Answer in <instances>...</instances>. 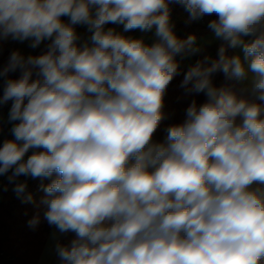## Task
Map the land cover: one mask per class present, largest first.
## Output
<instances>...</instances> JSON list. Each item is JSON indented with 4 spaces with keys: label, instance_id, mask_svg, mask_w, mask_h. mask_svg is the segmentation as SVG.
I'll return each mask as SVG.
<instances>
[{
    "label": "clouds",
    "instance_id": "obj_1",
    "mask_svg": "<svg viewBox=\"0 0 264 264\" xmlns=\"http://www.w3.org/2000/svg\"><path fill=\"white\" fill-rule=\"evenodd\" d=\"M170 3L190 20L215 16L207 26L225 43L209 66L184 74L182 86L206 101L154 143L175 57L200 51L194 36L174 34ZM109 23L156 26L159 39L148 45ZM75 25L88 26L90 43L77 44ZM8 37L33 48L51 41L39 56L13 52L0 69L22 73L0 96L15 122L0 175L11 170L19 197L18 177L55 174L40 204L49 225L75 234L55 245L60 264H264V0H0ZM217 72L234 83L215 87ZM29 149L43 151L25 160Z\"/></svg>",
    "mask_w": 264,
    "mask_h": 264
},
{
    "label": "trees",
    "instance_id": "obj_2",
    "mask_svg": "<svg viewBox=\"0 0 264 264\" xmlns=\"http://www.w3.org/2000/svg\"><path fill=\"white\" fill-rule=\"evenodd\" d=\"M215 16H205L200 20H190L189 14L177 3L169 4V23L172 26L174 34L181 40H186L189 36L195 39L211 31L208 28L210 20ZM250 38V37H249ZM50 40L37 49L32 56H39L47 51ZM223 40L219 42L205 44L200 47V51L193 55L190 63L184 60V54L176 55L175 60L179 64V74L169 84L163 97V118L154 133L153 142L159 143L167 135V129L174 124L182 123L186 118V109L195 101L197 106L203 104L207 97L204 93H190L186 87L182 86L184 74L189 68L202 62L203 67L210 65L212 60L218 58V49L224 44ZM13 52H19L17 47L11 43H5L0 40V69H3L9 61ZM20 53V52H19ZM227 55L232 56L231 48L227 49ZM205 58H208L205 60ZM21 70L10 72L6 77H0V96L3 95L5 83L8 79H19ZM35 73L33 79H35ZM215 87L233 84L228 81L223 72L214 73L211 77ZM190 87V85H189ZM237 88L240 85H236ZM12 101L0 105V146L5 140L14 139L11 128L8 125L7 116L12 106ZM34 151H43V149H30ZM26 160V159H25ZM11 170L0 175V192L2 199L0 201V264H40V259L49 236L51 225L44 219V207L40 201L45 193L42 186H46L56 178L32 179L31 177L20 176L17 182L26 183V191L21 195L13 191L14 184L9 183L8 177ZM31 196V201L27 197ZM39 215L40 223L31 228L28 221L34 216Z\"/></svg>",
    "mask_w": 264,
    "mask_h": 264
},
{
    "label": "rangeland",
    "instance_id": "obj_3",
    "mask_svg": "<svg viewBox=\"0 0 264 264\" xmlns=\"http://www.w3.org/2000/svg\"><path fill=\"white\" fill-rule=\"evenodd\" d=\"M74 28H75V31L77 32L78 36H79V40L77 41L78 45H82L86 41L90 43V37H91L92 33L88 30L87 25H75ZM108 28L114 29L117 33L122 34L125 37H131V38H135V39H141L142 38L144 40V42L148 45H151V44L157 42L159 39L156 35V26H153L152 29L148 30V31H141L140 29H133V30L125 31L123 24L109 23V24L105 25V30H107ZM245 39L247 40L250 38L245 37ZM220 40L221 39H218L214 36V34L211 30V31L205 33L204 35L196 38L195 43H196V46H198L200 48L205 44H211V43L219 42ZM2 41L5 43L14 44L17 47V49L19 50L20 54L22 56H24L25 58H27L28 56H32L34 54V52L37 49L41 48L45 44V42L48 40L42 41L40 43V45L35 47V48L31 47V44H32L31 39L20 41V40H14L11 37H8L6 39H2ZM231 50L233 52V55H240L241 58L243 57L242 48H235V49L231 48ZM193 55L194 54H189L186 52L184 54L185 62L190 63V61L193 58ZM245 83H247V81ZM8 115H9V113H8ZM7 121H8L9 127L12 128L13 123H15V122H9L8 116H7ZM165 138L166 137H164V139L159 143L164 142ZM74 238H75L74 233H71V232L60 233L55 226L51 225L50 230H49V236H48L47 242L45 244V247H44L41 259H40V264H60L59 258L56 254V251H55V245L57 243L67 245Z\"/></svg>",
    "mask_w": 264,
    "mask_h": 264
},
{
    "label": "built area",
    "instance_id": "obj_4",
    "mask_svg": "<svg viewBox=\"0 0 264 264\" xmlns=\"http://www.w3.org/2000/svg\"><path fill=\"white\" fill-rule=\"evenodd\" d=\"M61 19L64 23H66V24L69 23V17L63 16V17H61ZM32 153H33V151L29 149L28 153H26V155H25V159H27L28 156L32 155ZM1 199H2V194L0 192V201H1Z\"/></svg>",
    "mask_w": 264,
    "mask_h": 264
}]
</instances>
